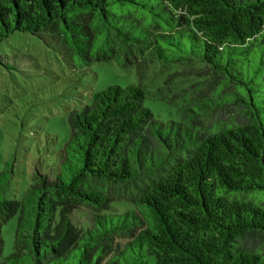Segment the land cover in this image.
Wrapping results in <instances>:
<instances>
[{"label":"trees","instance_id":"1","mask_svg":"<svg viewBox=\"0 0 264 264\" xmlns=\"http://www.w3.org/2000/svg\"><path fill=\"white\" fill-rule=\"evenodd\" d=\"M15 32L46 33L81 70L184 69L89 93L52 178L16 184L4 163L0 264H264V0H0V43Z\"/></svg>","mask_w":264,"mask_h":264},{"label":"rangeland","instance_id":"2","mask_svg":"<svg viewBox=\"0 0 264 264\" xmlns=\"http://www.w3.org/2000/svg\"><path fill=\"white\" fill-rule=\"evenodd\" d=\"M69 56L67 49L44 32H15L0 43L4 64L0 63V170L5 162H11L18 173L16 184L30 182L34 172L53 177L57 162L51 157L65 139L66 114L86 102L89 93L108 85L136 84V73L147 77L142 80L147 90L154 91L184 69L170 65L165 69L153 67L150 72L137 68L144 65L132 59L125 66L109 61L81 70ZM144 105L164 122L173 117L162 101L146 99ZM74 218L86 220L82 215ZM15 224L14 217L1 227L5 256L13 251Z\"/></svg>","mask_w":264,"mask_h":264}]
</instances>
